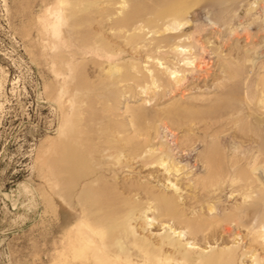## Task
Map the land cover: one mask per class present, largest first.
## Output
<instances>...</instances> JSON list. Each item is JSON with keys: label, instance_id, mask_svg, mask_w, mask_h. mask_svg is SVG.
<instances>
[{"label": "rangeland", "instance_id": "obj_1", "mask_svg": "<svg viewBox=\"0 0 264 264\" xmlns=\"http://www.w3.org/2000/svg\"><path fill=\"white\" fill-rule=\"evenodd\" d=\"M239 1L232 11L236 20L222 26L212 3L201 6V0L160 5L156 0H91L84 13L93 24L83 29L91 40L81 44L63 35L68 26L59 0H0V264H89L87 255L64 256L68 240L87 230L84 223L102 217L92 213L95 187L86 188L76 178L90 166L103 165L119 167L118 174L105 177L112 196L140 204L131 215L133 236L113 248L127 256L121 264H150L153 253L157 264H264V237L252 242L253 234H264V0ZM169 8L180 11L176 21L153 16ZM131 11L154 23L144 27V37L133 47L122 36L139 33L134 28L144 24L112 29L115 19ZM164 28L169 30L155 33ZM160 40L167 47L147 52ZM202 70L208 77L205 72L198 76ZM125 71L134 79L119 82ZM155 73L162 82L150 83ZM217 87L237 90L230 103L240 110L219 132L196 134L205 142L223 138L221 149L230 160L251 159L244 166L246 176L232 170L216 177V185L233 187L208 198L203 195L215 187L202 188L209 175L198 156L204 143L184 147L181 141L188 136L184 123H205L200 112L207 108L187 103L213 96ZM132 121L145 126L151 141L129 155L130 168L116 160L126 152L104 148L86 166L71 162L72 143L83 149L86 136L147 139L133 132ZM114 125L125 128H109ZM227 127H233L236 138L223 132ZM151 149L170 156L162 166L150 165L144 158ZM170 160L179 173L163 170ZM84 188L91 199H85ZM160 195L175 201L171 216L156 215L152 198ZM255 199L258 209L248 211ZM172 216L194 230L175 227ZM77 250L70 255L77 256ZM229 255L235 257L231 263L225 261Z\"/></svg>", "mask_w": 264, "mask_h": 264}, {"label": "bare ground", "instance_id": "obj_2", "mask_svg": "<svg viewBox=\"0 0 264 264\" xmlns=\"http://www.w3.org/2000/svg\"><path fill=\"white\" fill-rule=\"evenodd\" d=\"M90 1L91 0H59V6H61V9H63L65 14H66V15L64 14V17H65L64 21L66 22V24L68 26V28L64 29L62 33L64 36L70 37V38H72L73 41L81 43V44L88 43V41L91 40V38L89 36L83 35V31H84L83 29L91 28V25L93 24L91 19L89 17H87L84 13L86 8H88L87 5L89 4ZM156 1L160 5V4H165L167 0H156ZM239 2H240L239 0H201L200 4H201V6H203L204 4L207 5V3H212V5L214 6V10L212 11V13L221 17V19H222L221 25L224 26V25L231 23V22H234L236 20L235 15H232V11L235 8H238ZM168 7H169V4H168ZM179 13H180V11L177 8H169V9H165V10H160L159 12L155 13L156 15H153V16H155V19L157 21H161V22L164 21V19H167L169 17L176 21V18L178 17ZM137 22H141L142 24H144V26H142V27L139 26L137 28H134L133 31L136 32V30H138L139 33H134V34L129 35L127 37L122 36L124 38V40L127 42V44H131V46H132L133 43H136L139 39L144 37L143 34H140V32L144 29V27L149 29V26L151 24H154L151 19H146L143 16L139 17L138 15H136L134 12L131 11V12L123 15L122 18L115 19L112 22V29L119 30V31L126 29L128 31ZM62 24H63V21H60V25H62ZM100 25L104 26L103 23H100ZM95 27H97V26H94V28ZM168 30H169L168 28H164V29H161L160 31H156L155 33L162 34V33L167 32ZM254 37H255V35L251 36V38H254ZM228 44H229V42L226 41L224 43L223 47H227ZM162 47H167V44L165 43V41L160 40L159 42L155 43L151 48L149 46V48L147 49V52L150 50L156 52V50H158ZM104 50H106L108 53L110 51V48L107 46V47H104ZM174 50H176L178 53V46H175ZM179 52H181V51H179ZM200 61H201V59H199V62ZM184 65H192V62L185 63ZM197 66L198 65H195V67H197ZM224 67L222 68L221 72L225 76L227 74L225 71H227V69H229L226 67H229V65L225 64ZM204 72L206 74V77H208L209 74L205 70L199 71L198 76H201ZM131 73L129 71H125L123 73V75L120 76V79L118 81L124 82L127 80H133L134 76ZM173 73H171V74H173ZM151 76H153V77H151L150 83L156 84L158 81L162 82V81H160L161 78L158 76L157 73H155L154 75H151ZM145 79L148 80V77L146 76ZM179 82H180L179 79H176V83H179ZM165 84L168 87H170L169 82H166ZM214 92L215 93L213 96L202 97L200 99L196 98V99H193V101H191L190 103H187L188 105L193 106V107L196 106V107H206L207 108V110L200 112V114L203 118V122H205V123L201 124V121L199 122L198 120H197V123H195L193 125H188V124L184 123L183 124L184 130L186 132H188V136L185 138H182V141H181V145H183L184 147L192 146L194 144V142H198V143H202V144L204 143V146H203L204 148L201 151V153L198 154V156H199V159L201 160V162L205 165V169L208 171L209 175L207 177L206 183L203 184L202 188H204L207 184H209V187H211V188L215 187V189H210L209 191H207L206 194L203 195V196L208 197V198H210L211 197L210 195H212V193H214L215 191L221 192L222 191L221 189H226L227 187H233V183L225 184L224 182H220L218 185H216L214 183L216 177H222L223 175H226L227 173L231 172L232 170H233V172H235L236 175H239V176L245 175L246 176L247 175V172H246L247 169L245 170L244 166L248 165L249 164L248 161L251 159V157H249L247 155H244L242 157L233 156V158H232L233 162H232L231 161L232 159L230 160V158L225 153V150L221 149L222 142L224 140L223 138L220 139V138H218L219 136L218 137L216 136L214 142L213 141L212 142H207V141L205 142V139L203 140L202 137L197 136L196 133L198 131H201V133H203L205 135H207L208 132H211L213 134L219 132V130L221 128H224L226 126L227 121L231 122L233 119H235V117H236L235 111L238 109L240 110L239 105H236L234 103H230V101L233 100V98L235 97L237 90H234V88H232V87L230 89H228L227 87H217L214 90ZM220 101H222V105L217 106L220 103ZM231 111H233L231 113V115H228ZM140 113H142V115H144V116L146 114L145 111L140 112ZM99 114H101V113H99ZM131 126L133 127V132H135L139 136L145 135V136H147V139H145L144 141H140L138 139L130 138V137H126V138L116 137L114 139H110L107 137V135L103 138H98V137H94V136L93 137L86 136L85 137L86 139L83 141L85 148L81 149V146L79 145L80 143L76 142L75 140L72 143L73 144L72 145L73 150L76 153L73 152L71 154V156H70L71 162L75 165L80 164L82 166L83 165L86 166L88 163V160L96 158L97 155L99 154V150L101 148H104V149H108V150H114V151L121 150V151L126 152L127 154L126 155L124 154L125 156L123 157V159L121 158V155L119 154L118 155L119 159H116V160H118V163L120 166L123 167L125 165H128L127 167L130 168L131 164H134V162L132 160V163L129 164V161L131 160L129 155L133 154L134 152L136 153L138 150H140L144 146H147L151 141V137L149 138L147 133H146L147 129L145 128V126H141V124H137L136 122H133V121L131 122ZM131 126H129V127H131ZM109 128L110 129H122V128H125V126L122 127L120 125H118V126L114 125V127L109 126ZM190 131H192L191 134H189ZM223 132H227L232 137L233 136L235 138L237 137V134L234 131L233 127H229V128L227 127L223 130ZM154 152L155 151L153 149L148 151V153L144 159L150 165H156V167L162 166L164 164V159H166L170 156V154L168 152H165V151L161 153V155L164 154V156L157 155ZM105 153H106V151H105ZM104 154L102 153V155H104ZM217 154L218 155L220 154V155L217 156ZM105 155L109 156L108 154H105ZM120 159H122V160H120ZM106 160H108V159H106ZM106 160L104 159L103 161H106ZM145 161H143V163H145ZM170 162H171V160H170ZM229 162H230V164H229ZM236 164L239 167H240V165L241 166L243 165V167L242 168L237 167L234 169ZM144 166H147V163H145ZM148 168L150 169L152 167L150 166ZM163 170L177 174L181 171V168L176 167V165L174 164V161H172L171 164L166 165V167L163 168ZM118 173H119V167H117V168H112V167L106 168V167H104V165H103V167L90 166L89 169H87L86 171H82L80 173V175L76 178V180L78 182L86 183V186H85L86 188H88V187L90 188V186L95 187L93 191L89 190V191L93 192V194H95V196H96V197H93V199H92V201L95 202V206H92V213L93 214H99L102 217H99V218L95 217V220L84 223L87 230H85V228L79 229L78 230L79 231L78 236H75L74 238H70V241L68 240V243H67L68 245L67 244L66 245L68 247L67 252H69V253H67L68 255L66 254L67 256H64V257L73 258V256H74V258H78V257L87 255L88 256L87 259H88L89 264H113V262H116V264H121L122 259L123 260L127 259V256L118 255L117 253H115L113 251L114 250L113 248H114L115 244L117 245V243L118 244L120 243L119 242L120 240L121 241L123 240V243H125L126 241L129 240V238L131 236H133V233H131L133 229L131 230L130 233L128 232L129 228L130 229L132 228V226H130V225H132V223L130 224L131 219H132L131 215H132V212H134L136 210L138 205L140 206V204H139V202H138V204L127 203L125 199H124L125 202H124V200L123 201L121 200L123 198L119 199L117 197L118 198L117 199L116 197L112 196L113 194L111 191V187L109 185L111 182H110V180L105 179V177H113L115 174H118ZM166 180L168 181V179H166ZM244 187L245 186L242 184L239 186V188H241V189H243ZM86 190L87 189H85V188L82 189L83 192H86V194H84L85 199H91V197H90L91 193H89ZM238 192H240V191H238ZM246 197H248V196H246ZM152 199H153L154 204H155L153 209L156 211V215L158 214V215L168 216L171 214L170 211H173L172 209H174V207H176L175 201L171 197H168L167 195H160L158 197L156 196ZM249 202H251V203H250V207L248 208V211L250 209H258L259 204H258L256 199L249 201ZM151 208L152 207L147 208V210H150ZM243 211H244L243 213H246L245 208ZM153 215H155L154 211H153ZM124 218H126L127 220L122 221L121 219H124ZM171 218L176 223L175 227H176V225L177 226L186 225L191 230L192 229L194 230L193 226L188 224V222L180 220L178 216H172ZM125 226H126V228H125ZM139 226H142V225H139ZM253 236H254V238L252 239V242L255 243V241H257L256 239L264 237V234L260 235L258 233V234H253ZM123 243L120 245L119 248H122ZM193 245H195V244H193ZM75 249L79 250L80 255L79 254L77 256H76V254L70 255V253H72V251H74ZM193 249H195V248H193ZM89 251L91 252V255L90 254L88 255ZM153 254L155 255V253H153ZM152 255L148 256L149 259H151L150 264H157L156 260L153 261V259L151 257ZM234 258L235 257L233 255H229L227 258H225V261L226 262L229 261V263H231L234 261ZM107 260H109V261L105 262Z\"/></svg>", "mask_w": 264, "mask_h": 264}]
</instances>
